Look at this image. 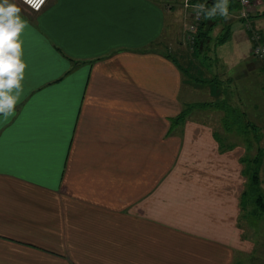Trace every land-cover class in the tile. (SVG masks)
<instances>
[{
  "label": "crops",
  "instance_id": "crops-1",
  "mask_svg": "<svg viewBox=\"0 0 264 264\" xmlns=\"http://www.w3.org/2000/svg\"><path fill=\"white\" fill-rule=\"evenodd\" d=\"M11 2L27 21L26 68L14 114L0 115V264H235L252 253L238 225L240 154L220 153L205 123H173L190 103L185 52L154 45L174 22L185 30L193 8ZM228 19L209 20L198 74L248 66L244 23ZM226 23L231 36L216 44Z\"/></svg>",
  "mask_w": 264,
  "mask_h": 264
},
{
  "label": "rangeland",
  "instance_id": "rangeland-1",
  "mask_svg": "<svg viewBox=\"0 0 264 264\" xmlns=\"http://www.w3.org/2000/svg\"><path fill=\"white\" fill-rule=\"evenodd\" d=\"M183 5L184 8L188 7H185L184 0ZM248 7L249 14L246 17H240L238 14L236 16L232 15L227 20V22H231V20L246 22V24H243V28L248 35L250 44V48L246 50L249 63L241 71L240 69H237L238 71L236 70V72L230 71L228 75L211 73V76L206 74L203 76L198 74L196 66L200 61L203 63V55L190 48V43L186 41L189 22H187L185 30H183L184 22H178L177 24L174 22L172 26H168V30L164 31L162 37L154 45L176 55L178 49L182 50V53L185 52L184 56L180 58L182 65L187 70V79L186 83L184 82L183 91L190 101L189 105L198 104V106L193 107L187 120L202 122L212 127L220 153L237 150L240 154L239 161L242 165V173L245 179L244 189L248 187V190H250L248 174L258 167L259 193L264 195V154H262L264 150V59L255 56L253 51L255 45L254 32L257 33L260 42L264 43V0H256V2L252 0ZM247 22H249V26H247ZM178 24L179 26L177 27ZM252 27L254 31L251 29ZM175 29L179 32L176 37L174 35ZM221 32L222 29L218 36ZM244 37L242 34L238 41H244ZM211 57L213 59L209 60V64L212 66V63H214L217 68L216 59L213 55ZM235 57L237 61H240L239 53ZM221 64L225 65L222 60ZM204 78L206 80L202 83L200 79ZM223 98H226L229 103L245 112V121L254 122L257 129L252 128L244 132L237 129V126H232L226 130L223 121L224 111L214 106L215 101ZM185 107H188V104ZM255 157L259 158L260 162L258 164ZM248 194L244 196L241 194L239 198L240 201L242 200L243 205L240 202L238 225L244 230L243 236L254 242V250L252 253L241 252L236 255L235 264H264V211L257 204V195L251 197Z\"/></svg>",
  "mask_w": 264,
  "mask_h": 264
},
{
  "label": "clouds",
  "instance_id": "clouds-1",
  "mask_svg": "<svg viewBox=\"0 0 264 264\" xmlns=\"http://www.w3.org/2000/svg\"><path fill=\"white\" fill-rule=\"evenodd\" d=\"M22 3L39 12L46 0H22ZM194 9L197 19L201 14L205 19H212L217 15L224 19L230 18L229 0H216L210 8L205 4H197ZM22 11L17 3L0 0V115L6 118L14 114L23 92L26 64L22 59L20 36L27 21L23 19Z\"/></svg>",
  "mask_w": 264,
  "mask_h": 264
},
{
  "label": "trees",
  "instance_id": "trees-1",
  "mask_svg": "<svg viewBox=\"0 0 264 264\" xmlns=\"http://www.w3.org/2000/svg\"><path fill=\"white\" fill-rule=\"evenodd\" d=\"M192 1V0H191ZM205 1L207 4V7H212L213 4L216 2V0H193L192 2H203ZM239 6L238 1L236 0H229V12L236 7ZM223 19V17L217 15L216 17L212 18L211 21H216ZM210 19H205L203 18L202 22L198 24V28L196 30L195 34V39L190 43V47L194 49L195 52L201 53V51L204 49V43L212 38L211 31L213 29L212 25H209L208 22ZM231 36V30H230V24H225L224 27L222 28L221 34L216 37V44H221L227 41ZM185 72L187 73L186 69ZM216 103L214 106L222 111H224V117L223 121L225 123V129L228 130L232 126H237V129L240 131L247 132L249 129H257L256 125L252 121H245V112L237 108L236 106L232 105L231 103L228 102L226 98H223L221 100L215 101ZM206 103V102H205ZM198 106V104H188V107L183 108V110L176 116V118L173 120L174 124H182L186 121L188 116L190 115L189 113L193 109V107ZM217 136V135H216ZM264 154V150L263 153ZM256 163L258 164L259 158L255 157ZM250 172V171H249ZM248 174V173H247ZM249 187L250 190H248V187L244 189L242 192V196L245 194L249 193L251 197H254L257 195V204L260 207L262 211H264V195L262 193H259V168L255 169L253 172L249 173ZM257 189V190H256ZM249 191V192H248ZM259 194V196H258ZM241 204L243 205L242 200L240 201Z\"/></svg>",
  "mask_w": 264,
  "mask_h": 264
},
{
  "label": "built area",
  "instance_id": "built-area-1",
  "mask_svg": "<svg viewBox=\"0 0 264 264\" xmlns=\"http://www.w3.org/2000/svg\"><path fill=\"white\" fill-rule=\"evenodd\" d=\"M237 1L239 3V10H238L237 15L239 14L240 17H246L249 14V7L248 6L252 2V0H247L246 3L244 2V0H237ZM47 2H48V0H46V3ZM185 4H186V6H189V7L191 6L193 8L192 11H191V13H192L191 14V19L192 20L188 23V32H187L188 42L192 43L194 41V39H195V34H196V30L198 28V24L200 22H202V20L204 18L203 14L200 15L199 19L196 18V11L194 9V6L197 5V4H205L207 6V4H206L205 1H203V2H192L191 0H185ZM244 23L246 24V22H244ZM249 25H250L249 22H247V26H249ZM251 29L254 31L253 27ZM254 35H255V37H254L255 45H254V50H253L254 54L257 57H261V58L264 59V43L260 42V39L257 36L256 32H254Z\"/></svg>",
  "mask_w": 264,
  "mask_h": 264
}]
</instances>
